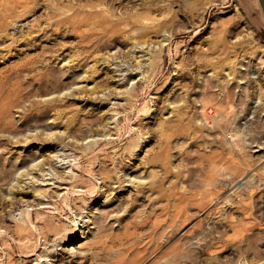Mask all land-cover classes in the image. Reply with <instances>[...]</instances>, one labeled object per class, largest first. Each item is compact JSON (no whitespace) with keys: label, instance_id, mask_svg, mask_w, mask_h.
Returning <instances> with one entry per match:
<instances>
[{"label":"rangeland","instance_id":"374dc122","mask_svg":"<svg viewBox=\"0 0 264 264\" xmlns=\"http://www.w3.org/2000/svg\"><path fill=\"white\" fill-rule=\"evenodd\" d=\"M0 264H264L258 0H0Z\"/></svg>","mask_w":264,"mask_h":264},{"label":"bare ground","instance_id":"6f19581e","mask_svg":"<svg viewBox=\"0 0 264 264\" xmlns=\"http://www.w3.org/2000/svg\"><path fill=\"white\" fill-rule=\"evenodd\" d=\"M69 15V14H68ZM67 20L69 21V22H72V17H69V18H67ZM61 23H64V22H62V21H60ZM15 23V22H14ZM13 23V24H14ZM54 24V23H53ZM55 25V24H54ZM56 26V25H55ZM197 33V30H195L194 31V35ZM244 58H246V57H244ZM205 106V108H204V110H203V115L205 116V118H209V119H212V120H214V119H216L217 118V116L219 115V113L220 112H216L215 113V111H214V109L213 108H210V107H208V106H206V105H204ZM44 205V204H43ZM46 205H49V204H46Z\"/></svg>","mask_w":264,"mask_h":264},{"label":"water","instance_id":"95a60500","mask_svg":"<svg viewBox=\"0 0 264 264\" xmlns=\"http://www.w3.org/2000/svg\"><path fill=\"white\" fill-rule=\"evenodd\" d=\"M258 2H259V5H260V8H261V11H262V13L264 15V0H258Z\"/></svg>","mask_w":264,"mask_h":264}]
</instances>
